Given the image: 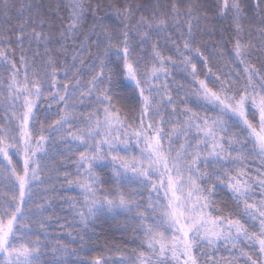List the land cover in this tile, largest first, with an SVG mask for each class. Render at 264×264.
Returning <instances> with one entry per match:
<instances>
[{
  "label": "snow or ice",
  "instance_id": "1",
  "mask_svg": "<svg viewBox=\"0 0 264 264\" xmlns=\"http://www.w3.org/2000/svg\"><path fill=\"white\" fill-rule=\"evenodd\" d=\"M0 106V264H65L103 215L139 240L115 264H264V0H0ZM56 139L79 249L35 199Z\"/></svg>",
  "mask_w": 264,
  "mask_h": 264
},
{
  "label": "rangeland",
  "instance_id": "2",
  "mask_svg": "<svg viewBox=\"0 0 264 264\" xmlns=\"http://www.w3.org/2000/svg\"><path fill=\"white\" fill-rule=\"evenodd\" d=\"M36 2H40V0H36ZM45 4H54L55 2L53 0H43ZM95 2V0H93ZM105 2H109V0H105ZM103 14V13H101ZM64 12H60V16H63ZM56 23H59V20L55 21ZM212 39H219V36H215ZM204 40L207 42L209 41L208 37H204ZM14 47H17L15 44ZM25 47L27 48L28 45L25 43ZM35 47V45H33ZM42 52L43 49H40ZM207 54V53H205ZM259 55V51L253 53V60L257 63V66H259L258 60H256V57ZM213 71H217V69L214 67ZM63 79V76L60 77ZM177 79H180V77H177ZM47 107V102L42 103L40 105V112H41V123L44 124V126L47 128L49 124L52 123V119L55 118V112L57 109V105L55 103L52 104L51 109L49 112L51 113L50 118L45 120L44 119V108ZM90 109L86 108H78L77 111L79 112H86ZM6 109L2 106H0V123H3L6 119ZM54 135V134H53ZM47 136V135H46ZM61 145V146H60ZM46 148H49V157L47 159H42L41 166L44 168V172L41 174L42 179H44V184L38 186L35 189L36 192V202H42L41 198H49L52 199L53 197H56V199L53 200V205L55 207V215L58 217L66 218L71 217V209L68 208L69 206L67 204L62 203V201L59 199L60 196H66V197H77V194L68 193V190L63 180V174L64 172H70L74 173L75 169L71 166V164L68 163L67 157L62 156L59 153L63 152L64 146L59 141V139L55 140V143L53 145H45ZM13 161L17 162L16 157H13ZM59 169V171H57ZM254 174V173H253ZM63 185V187H61ZM107 187V185H105ZM55 188V192L52 191V189ZM146 196V194H145ZM217 199H224L228 200L229 197L225 192H220V194L217 196ZM68 216V217H67ZM66 219H60L59 223L61 221ZM69 220V219H68ZM58 223V224H59ZM58 224H56L53 228L48 231L52 232L53 235L48 237V240L51 243H55L57 240H59L60 243L69 245L73 249H79L81 247V241L79 240V237L77 236V232L81 231L83 232V228L78 224H71L70 221L66 224V226H63L66 228L65 232L71 231L72 234H74L73 240H68L65 236L59 237L55 233V228L58 227ZM60 226V227H61ZM62 227V228H63ZM59 228V227H58ZM129 223H128V217H125L123 215L118 216L116 218L111 217V215H103L100 218H98L93 224L89 226V229H87V232L85 234V240L90 241L89 245L87 246L85 251H81L78 253V255H67L65 259V264H83L85 260H89L94 258L97 255H102L105 258H107L109 261L113 262L115 264V261L119 260L121 258V255L123 254L125 257L130 256L131 252L128 251L133 248H137L139 244V240L134 237L133 232L128 230ZM103 229L109 230L111 229L113 233V237L111 239H103L98 240L96 238V234L99 232H102ZM43 239V237H42ZM135 240V242H134ZM87 249H91L90 251ZM51 250L49 249V252ZM215 257L219 260L221 257H230V254L226 251H219L214 253ZM43 259H51V256H46L42 258V264ZM237 264H243V260L239 257H237Z\"/></svg>",
  "mask_w": 264,
  "mask_h": 264
},
{
  "label": "trees",
  "instance_id": "3",
  "mask_svg": "<svg viewBox=\"0 0 264 264\" xmlns=\"http://www.w3.org/2000/svg\"><path fill=\"white\" fill-rule=\"evenodd\" d=\"M53 1L55 3L58 2V0H53ZM199 2L200 3H206L209 7L212 5V0H199ZM212 23L220 24L221 26H223V25L228 24L229 21H223L222 24H221V22H219V21H217V20L214 19V20H212ZM205 37H207V36H205ZM45 135H49V133L48 132H45ZM66 188L68 189V187H66ZM69 192L74 193V194H77L78 195V199L80 198V194H79V191L78 190H75V191L68 190V193ZM70 214H71V217L70 218L67 216L69 220L66 219V220L61 221V223L58 224V227L59 228L58 227L55 228V231L54 232L55 233H59V234H57L59 237H64L65 236L68 240H73L75 235L72 234L70 230L68 232H65L66 231V228L65 227H63V228L60 227L61 225L66 226V224L68 223V221H70L71 224H78L79 223L78 218H74L72 212ZM88 229H89V227H88ZM112 237H113V233H112L111 229H109V230L103 229L102 232H99V233L96 234V238L98 240L111 239Z\"/></svg>",
  "mask_w": 264,
  "mask_h": 264
}]
</instances>
